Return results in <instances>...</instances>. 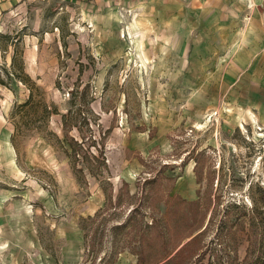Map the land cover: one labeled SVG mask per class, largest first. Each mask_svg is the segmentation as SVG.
I'll return each mask as SVG.
<instances>
[{
  "label": "rangeland",
  "instance_id": "rangeland-1",
  "mask_svg": "<svg viewBox=\"0 0 264 264\" xmlns=\"http://www.w3.org/2000/svg\"><path fill=\"white\" fill-rule=\"evenodd\" d=\"M136 13L90 10L83 0H0V264L261 257L264 75L246 82L241 73L233 98L223 90L188 107L172 64L181 69L184 59L154 56L170 43L159 30L142 31ZM30 89L53 112L45 120L37 104L32 126L14 131L10 113ZM152 93L170 104V120L152 115ZM63 115L89 153L105 135L98 159L80 155L73 164L61 142ZM158 128L166 135L150 145ZM141 133L148 140L134 138ZM134 141L140 149L130 148ZM252 215L260 224L249 246ZM180 242L188 243L171 258Z\"/></svg>",
  "mask_w": 264,
  "mask_h": 264
},
{
  "label": "crops",
  "instance_id": "crops-1",
  "mask_svg": "<svg viewBox=\"0 0 264 264\" xmlns=\"http://www.w3.org/2000/svg\"><path fill=\"white\" fill-rule=\"evenodd\" d=\"M83 1H87L89 9L95 11L130 12L134 9L138 12L136 24L142 31L159 30V39L170 44H166L163 50L154 51V56L184 59L181 69L177 68L175 60L172 64L183 78L175 81L174 87L185 90L184 99L188 107L216 101L223 90L233 98L241 73L245 74L246 82H250L257 73L263 78L264 0ZM166 69V64L159 68L160 71ZM171 70L172 67L168 73ZM200 90L207 93L199 97L195 91ZM152 96V115L160 123L170 120L168 111L171 110L167 107L170 104L154 93ZM171 99V102H176L175 98ZM156 134L152 141L148 140L146 133L134 138L146 139L153 145L166 135L163 130L159 133V128ZM129 146L140 149L135 141Z\"/></svg>",
  "mask_w": 264,
  "mask_h": 264
},
{
  "label": "trees",
  "instance_id": "trees-1",
  "mask_svg": "<svg viewBox=\"0 0 264 264\" xmlns=\"http://www.w3.org/2000/svg\"><path fill=\"white\" fill-rule=\"evenodd\" d=\"M4 73L6 74V77L8 79H10L11 81L15 80V76L12 72H8L6 70H4ZM21 81V80H20ZM22 82H25L24 79H22ZM0 84H5L4 81L2 79H0ZM34 99V95H33V91L32 89L29 90V94L27 96V100H25L22 103L19 104H15L11 113H10V117L14 122V131H17L20 129V127H24V128H30L34 122V119H31L30 115H32L33 113L36 112V108L38 107L37 104H40L39 107H41V111H42V118L47 120L48 117L51 115V113L53 111H51L50 109H48V106L41 103V102H37L34 103L33 102ZM37 106V107H36ZM20 114V115H19ZM20 116V119L17 120V122L14 120L15 116ZM61 125H62V140L61 142L63 143L64 147H65V151L67 152L68 156L71 158V160L73 161V164L75 165L76 162H79V156H84L86 158H88V156L90 158L93 159H98L97 155H102V148H104L102 145L104 144V140H105V135L101 138V146L97 151L98 153H89L88 149L85 148L84 149V144L80 145L78 140L75 139L74 136H72L70 134V131L72 128H74L75 130L79 131V126L76 123H72L70 124L68 122V120L66 119V116L63 115L62 116V121H61ZM108 132V131H106ZM82 141H83V137H82ZM81 141V142H82ZM80 142V143H81ZM84 142V141H83ZM93 145H94V141H92ZM104 158L102 157L101 161L103 162L102 164L104 166H106L104 160ZM257 208L255 209V213L257 214H264V201L261 200L257 203ZM257 209H260L261 212H258ZM256 214V215H257ZM250 228L249 229V234H248V241H249V246H251V244H253L256 240H257V236H258V227L260 224V221L257 220V216L252 215V217L250 218ZM192 235V233L190 235H187L185 237H190ZM196 236V235H195ZM195 236H193L188 242H190ZM184 243L183 245H181V242L175 246L174 249H177L180 245V247L175 251V254L173 256H171V258H173L175 255H177L180 251H182V248H184V246L188 243ZM254 264H264V251L261 255V257L256 260V262Z\"/></svg>",
  "mask_w": 264,
  "mask_h": 264
}]
</instances>
